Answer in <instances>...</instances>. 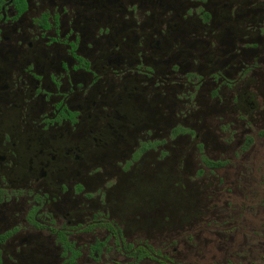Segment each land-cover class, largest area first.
Listing matches in <instances>:
<instances>
[{
	"label": "flooded vegetation",
	"instance_id": "af4514ba",
	"mask_svg": "<svg viewBox=\"0 0 264 264\" xmlns=\"http://www.w3.org/2000/svg\"><path fill=\"white\" fill-rule=\"evenodd\" d=\"M185 1L173 13L181 21L192 19L195 34L169 39L165 50H153L146 56L145 46L160 49V38L165 39L172 27L175 8L166 0H0V264H79L86 252L87 257L97 259L109 247V240L136 260L144 257L132 252L139 245L155 258L151 252L155 248L145 241L124 240L122 227L111 217L110 204L99 209L105 205L107 190L97 187L94 195L78 179L82 167L88 180L97 173L118 178L144 152L180 135L198 136L184 124L170 126L162 138L149 137L154 132L146 128L143 133L147 136L137 138L131 152H112L128 151L118 144L124 139V128L132 124V130L136 128L117 107L129 93L122 83L128 76L144 81L143 88L157 89L156 93L165 91L170 79L176 84L173 88H183L181 95L189 101V92L200 89L204 82L205 75L196 71L206 66L199 56L203 57L214 40L222 44L215 49L228 56V66H235L232 61L238 64L241 71L237 76L259 66L254 59L257 63L264 59V13L257 23L223 25L222 20L232 18V12L236 15L243 5L230 8L222 15L225 19L215 21V12L208 7L210 0ZM148 18L156 19V25L146 23ZM231 28L229 35L225 30ZM146 33L150 37L147 43ZM76 61L79 64L68 71L66 65ZM158 66L167 67L161 69L164 74L158 75ZM185 67L189 69L183 70ZM211 67L209 77L215 86L210 95L217 97L222 86L231 87L237 80ZM258 133L264 136V129ZM64 134H78L81 140L67 139ZM243 138L245 148L252 136L246 133ZM84 151L89 154L84 156ZM159 151L167 154L164 148ZM110 157L121 158L113 165L115 172L106 168ZM97 159L103 163L100 168L94 164ZM211 160L221 163L209 164L204 158L209 167L225 162ZM78 197L100 204L88 212L87 219L82 213L88 205L80 204ZM98 227L104 228L103 237L89 242L76 238ZM97 241L104 244L96 251Z\"/></svg>",
	"mask_w": 264,
	"mask_h": 264
},
{
	"label": "rangeland",
	"instance_id": "374dc122",
	"mask_svg": "<svg viewBox=\"0 0 264 264\" xmlns=\"http://www.w3.org/2000/svg\"><path fill=\"white\" fill-rule=\"evenodd\" d=\"M166 1L175 8L172 13L179 12L186 3L185 0ZM236 5H243L239 14L232 12V18H222ZM208 7L215 12V21L225 19L222 20L223 25L234 26H238L239 21L242 26V23L259 21L264 13V0H210ZM172 16V27L165 39L160 38V49L145 46L146 56L153 50L156 53L165 50L169 39L195 34L192 19L181 21L175 13ZM146 23L155 26L157 22L148 18ZM144 28L149 27L146 24ZM225 31L231 35L232 28ZM149 38L146 33V43ZM218 46L222 44H216L214 40L208 51L203 52V57L199 56V61L206 66L197 70L191 68L205 75L200 89L189 92L192 100H184L181 95L183 88H173L176 84L170 79L166 80L165 91L157 93V89L143 88L145 82L133 81L132 76L122 81L127 84L129 93L117 103V107L125 115L126 122L133 121L136 128L132 130L133 124L124 128V139L118 144L129 148L128 151L112 152H131L129 150L136 139L147 136L143 133L146 128L154 132L149 137L162 138L166 137L170 126L184 124L195 129L198 136L180 135L160 146L167 150L166 155L160 153V148L144 152L118 178L97 173L94 179L88 180L86 169L80 168L78 180L83 181L88 190H93L94 195L97 187L103 186L107 190L103 197L105 205L99 209L108 208L110 204L111 217L122 227L124 240L133 243L145 241L155 248L151 250L155 258L146 255L136 260L109 240V247L97 259L87 257L86 252L79 258V264H219L227 260L236 264H264V136L258 133L264 129V59L259 61L261 63L254 59L259 66L237 76L241 71L236 67L238 64L232 61L235 66H228V56L220 54L221 51L215 49ZM179 56L183 57V54ZM250 56L254 57V53ZM78 64L79 61L66 65L67 70ZM211 66L222 69L227 78L237 80L231 87L222 86L217 97L210 95V89L215 86L209 77ZM161 69L166 70L167 67L158 66V75L165 73ZM162 88L163 85L160 86ZM188 133H192L190 129ZM246 133L252 136V141L244 148ZM70 135L63 136L81 140L78 134ZM200 142L202 146L198 148ZM82 154L87 156L89 151ZM204 158L225 162L218 167H209ZM114 159L110 157V162L105 165L109 171L115 172L113 165L121 158ZM94 164L100 168L103 163L97 159ZM102 176L105 177L103 181ZM77 199L79 202L82 198ZM82 203L88 205L82 213L85 218L90 210L100 205L94 199L81 200ZM32 214L33 210L29 212ZM105 233L104 228L98 227L79 233L76 238L79 242H89ZM93 248L97 251L100 247Z\"/></svg>",
	"mask_w": 264,
	"mask_h": 264
},
{
	"label": "trees",
	"instance_id": "16d2710c",
	"mask_svg": "<svg viewBox=\"0 0 264 264\" xmlns=\"http://www.w3.org/2000/svg\"><path fill=\"white\" fill-rule=\"evenodd\" d=\"M205 160L207 163L213 164V165H219L221 163L220 161H213L209 158H205ZM103 244H104V241H97L96 246L100 247ZM130 247H131V243L129 244L128 248ZM135 251H137L139 257L146 256L149 254L148 249L142 245H139L138 247L133 248L132 252H135ZM220 264H235V263L231 260H227L226 262H222Z\"/></svg>",
	"mask_w": 264,
	"mask_h": 264
}]
</instances>
